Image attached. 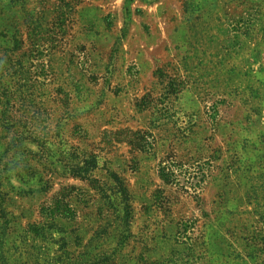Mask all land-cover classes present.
Returning <instances> with one entry per match:
<instances>
[{"label":"rangeland","instance_id":"rangeland-1","mask_svg":"<svg viewBox=\"0 0 264 264\" xmlns=\"http://www.w3.org/2000/svg\"><path fill=\"white\" fill-rule=\"evenodd\" d=\"M0 264H264V0H0Z\"/></svg>","mask_w":264,"mask_h":264}]
</instances>
